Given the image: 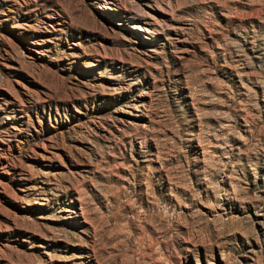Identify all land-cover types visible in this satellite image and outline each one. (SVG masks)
<instances>
[{
  "label": "rangeland",
  "instance_id": "1",
  "mask_svg": "<svg viewBox=\"0 0 264 264\" xmlns=\"http://www.w3.org/2000/svg\"><path fill=\"white\" fill-rule=\"evenodd\" d=\"M0 264H264V0H0Z\"/></svg>",
  "mask_w": 264,
  "mask_h": 264
}]
</instances>
